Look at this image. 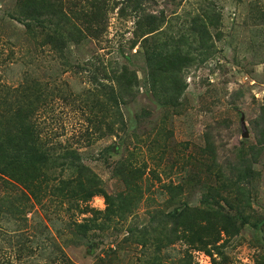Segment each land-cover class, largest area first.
I'll list each match as a JSON object with an SVG mask.
<instances>
[{
    "label": "rangeland",
    "instance_id": "rangeland-1",
    "mask_svg": "<svg viewBox=\"0 0 264 264\" xmlns=\"http://www.w3.org/2000/svg\"><path fill=\"white\" fill-rule=\"evenodd\" d=\"M80 1L89 10L94 4ZM133 1L107 0L100 37L69 41L62 55L39 30H27L20 16L23 0H0L2 119L17 109L23 83L35 79L39 91H51L39 101L26 99L39 105L41 142L77 150L106 194L138 195L131 213L114 216L104 228L100 218L87 229L77 224L97 211L101 217L103 195L92 196L84 213L48 195L42 207L29 199L23 216L0 219V264H44L39 249L31 251L35 234L44 245L57 244L65 264H264V0H138L139 7ZM71 2L63 0L62 8ZM153 49L165 59L149 58ZM178 78L181 90L171 86ZM174 92L179 97L167 102ZM109 145L113 154L104 150ZM121 161L130 170L115 176ZM169 182L181 186L175 205L205 208L207 197L221 213L199 209L186 220L247 222L237 234L213 227L193 236L182 233V226L171 233L161 222L126 238L128 227L146 226L150 212L175 207L163 189ZM0 184V198L20 192Z\"/></svg>",
    "mask_w": 264,
    "mask_h": 264
},
{
    "label": "trees",
    "instance_id": "trees-1",
    "mask_svg": "<svg viewBox=\"0 0 264 264\" xmlns=\"http://www.w3.org/2000/svg\"><path fill=\"white\" fill-rule=\"evenodd\" d=\"M23 1L24 5L22 6L20 16L27 30L31 34L39 30V33L43 35V40L50 44L51 49L60 52L62 55L67 42L72 41V43L78 44L88 38L98 39L104 31L105 17L109 9L107 0H93L94 4L90 6V10L80 0H74V2L68 4L65 10L62 8L63 0ZM132 4L134 7H139L140 1L135 0ZM119 11H124V7L119 8ZM72 20H82L86 25L84 24L85 26L82 29L79 26L77 27ZM93 22L96 26H92ZM149 24H152V22ZM148 28L152 29L153 25H149ZM161 54L160 50L153 49L148 57L151 59L155 57L153 60H164L165 56L157 58ZM165 61H168L172 68H177L178 66L172 59L166 58ZM29 81L31 82L25 81L19 90L21 91L18 96L20 99L16 101L17 109L12 116L8 120H4L2 119L3 115H0V181L3 182V186L6 189L20 190L19 193L0 198V219L8 220V217L18 218L20 214L23 216L28 208L27 201L29 199L33 200L35 205L38 204L42 207L41 201L45 195L52 197L53 201H57V205L66 200L69 203L67 210L75 208L81 213L90 211L91 207H89L88 202L92 196L97 194L103 195L106 207L101 213V217H99L100 211L96 212L98 216L86 217L85 222L77 224L78 227L84 229H87L90 225H95L100 218L102 221L100 225L104 228L113 220L114 216L123 218L128 213H131L135 207L133 204L136 203L138 198L137 194H132L128 190L124 193H116L115 196L106 194L101 187L100 179L82 163L81 156L77 150L67 147L59 150L55 144L46 146L45 143L41 142L40 130L35 121V114L39 105L26 99L34 98L35 101H39L42 94L47 97L49 95L47 92L51 91L41 92L39 91L41 86L35 79ZM171 84V86L180 88V90L183 88L182 78L176 79ZM45 89H48L47 85ZM101 91H104V89L101 88ZM174 95H172L174 97H167L166 101L169 102L168 100L171 98L175 99L179 97V93L177 92H174ZM24 100H26L25 106L21 104ZM100 116L104 117L102 114ZM112 123L107 125L110 133H112ZM112 148L113 145H109L104 150L109 154H113ZM121 165L114 167L113 172L115 176H125L127 170H130L128 164L122 163ZM49 171L52 173L58 171V175L53 177L48 173ZM65 175L68 176L65 177ZM163 186V189L169 194L167 201L173 205L179 204L180 201L177 197L181 194L180 183H163ZM202 202L206 206L205 208H195L187 205L180 207L179 205H175L173 209L165 212H150L147 215L146 226L139 229L128 227L125 237L131 238L137 231L140 233L147 231V227L149 229H156L158 225L160 226L161 222L164 223V226L171 228V233L176 230L177 226H182L181 232L184 234L190 233L192 236L201 229L213 227L218 229L219 233L221 232L225 235L237 234L240 227L247 222L241 221L236 223L230 221L228 218H226L227 221L225 223L219 221L217 223L208 221L205 223L198 220H186L185 218L189 213L199 209L205 213L221 214L211 206V204L216 203H211L209 198L205 197ZM43 209L45 208L43 207ZM45 217L54 226L48 211L45 212ZM26 220L28 221V219ZM36 225L37 227L34 224L33 228L40 233V237L48 240L47 235L42 233L40 224ZM24 227L26 226L24 225ZM22 232L23 234L20 237L25 234V230H22ZM5 233L7 234L6 231ZM171 233L166 236L169 237ZM35 238L36 234L32 238L34 245L31 251L34 253L39 249V260L44 259V264H60L61 262L65 264V260L61 259V255L64 254L57 244L48 241L52 246L50 244L44 245ZM197 240L203 244L205 250H208L206 248V240L200 238ZM17 242L19 249L23 252L26 249V246L23 244V238H19ZM209 248H213V246Z\"/></svg>",
    "mask_w": 264,
    "mask_h": 264
},
{
    "label": "water",
    "instance_id": "water-1",
    "mask_svg": "<svg viewBox=\"0 0 264 264\" xmlns=\"http://www.w3.org/2000/svg\"><path fill=\"white\" fill-rule=\"evenodd\" d=\"M242 124H243V121H242ZM247 135H248L247 132L244 131V132H243V136L247 137Z\"/></svg>",
    "mask_w": 264,
    "mask_h": 264
}]
</instances>
